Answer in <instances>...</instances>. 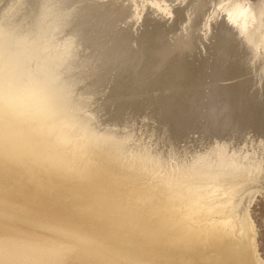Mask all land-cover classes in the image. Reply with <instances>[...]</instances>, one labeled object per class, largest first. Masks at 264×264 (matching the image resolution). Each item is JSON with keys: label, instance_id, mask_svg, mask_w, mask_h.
Listing matches in <instances>:
<instances>
[{"label": "bare ground", "instance_id": "6f19581e", "mask_svg": "<svg viewBox=\"0 0 264 264\" xmlns=\"http://www.w3.org/2000/svg\"><path fill=\"white\" fill-rule=\"evenodd\" d=\"M3 1L0 264H261L242 199L264 186V91L237 84L229 52L250 55L264 75L263 1L144 2L126 52L134 61L98 93L71 85L105 68L82 67L86 50L65 34L73 0ZM116 1L81 7L106 9L111 22ZM150 10L158 14L143 15ZM253 29L259 53H245ZM212 126L235 129L220 139Z\"/></svg>", "mask_w": 264, "mask_h": 264}, {"label": "rangeland", "instance_id": "374dc122", "mask_svg": "<svg viewBox=\"0 0 264 264\" xmlns=\"http://www.w3.org/2000/svg\"><path fill=\"white\" fill-rule=\"evenodd\" d=\"M90 1L91 0H75V1L73 0V2H75V4H77V6L74 9H71V10H69L66 13L68 15L66 20H69L70 26H69V28H68V30L66 31L65 34L66 35L67 34H71V35L73 34L74 39L72 41H70V42H72L74 44V46L78 50H82V49L86 50V51H82L83 56H82V54H80L79 55L80 57L78 58V61L82 63L81 64L82 67H85L87 65L89 66L90 62L91 63L96 62V64H97L98 60H100L99 61L100 65H105V68L103 70H101V67L99 68L98 65H97V68H95V70H93L92 72L89 71V70L86 71V72H85V70L84 71L81 70L80 73L85 72V73H83L84 76L82 75L84 78H81L80 80H78V82L75 81L74 83L71 84L73 87H76V88L78 87V89L79 88L80 89L83 88L84 85H85V88H87L88 86H92L93 85L92 86V88H93L92 90L94 92L98 93V92H104V91H106V89H110L109 87L111 86L110 83L112 82V79L113 80L117 79V76H119V75L122 76L123 75L122 73H124L123 69H125V68L129 69V67L131 65V62L134 61L133 58H135V57H131V55H129L130 53L126 54V52L128 51V49L132 48L131 45H132V43H133V41H134V39L136 37V34H135L136 29H135V27L137 26L136 25V23L138 21L137 17L140 16L138 14V11H141L142 7H144V4H145L144 2H147L149 0H127V1L126 0H117L115 6L111 7V10H112L113 14H116L114 17L117 18V19L114 20L115 19L114 18V19H112L111 22L109 20L106 21V16H107V13H106L107 10L106 9H101V10H104V11H101V10H97L98 8L96 6H90V7L86 6L84 8L81 7V3L83 5H86L87 3L89 4ZM168 1H170V3H173V4L176 5V4L180 3L183 0H168ZM214 1L216 2L215 5L218 6V4L220 3V0H214ZM235 1L240 3V4H243L245 2V0H244V2H243V0H239V1L238 0H230V1H228L227 5L231 6V5H233V2H235ZM254 1H256V0H254ZM262 1L263 2L261 4L263 5L264 4V0H262ZM3 2H4L3 0H0V5L3 4ZM196 2H197V0H196ZM261 4H259V5H261ZM121 5H123V7H120ZM237 8L239 9L241 7H237ZM120 9H121V11H120ZM237 10H234V12L237 13L238 12ZM130 11H131L132 15H130L131 14ZM157 14L158 13L153 12V10L144 11V13H143V15H145L147 17L156 16ZM208 26H209L208 23H204L202 28L207 29ZM70 27H71V30H70ZM72 31H74V32L72 33ZM242 38L243 37H241V40H243ZM259 38H260L259 34L257 33V35H256L255 31L253 29L251 31V33H250V40L251 41H248V42L244 41V43H243L245 45L244 46V49H245L244 52L246 53L247 50H249L251 48L250 50H252V53H253V51L254 52L256 51V53H259V50H257V49L253 50V46H254V48H256L257 45L258 46L260 45L259 44L260 43L259 42ZM121 39H123V40L121 41ZM84 41H85L86 44L84 43ZM248 43H249V45H248ZM64 44H66V42H64ZM251 45H253V46L251 47ZM205 46L207 47V51L211 52L212 51V47H213V41L212 40L210 41V46L207 45V44H205ZM196 47L198 49L197 53L200 52V54L203 55V51H200V50H202V48L199 47V45H196ZM258 48L260 49V46ZM239 50H241V47L239 48ZM262 51H264V49ZM101 53L104 54L106 57H102L103 59L102 58L97 59V56L100 55ZM234 53H236V52H234ZM234 53L232 52V56H231V53L229 52L230 57L232 59V63L234 64V66L236 67L235 69L237 70L235 72L236 73L235 76L239 77L238 78L239 81L237 82V84L243 85L244 88L249 87L248 90L250 92H248V95H250V96L252 95L251 93H253L254 96H256L258 94L260 95L262 90L264 91V83L262 81H260V80H262V78L264 79L263 72L261 71V70H263V66L258 65V67H257V65H256V66L252 67L253 70L255 69V72H254V71L251 70L252 69L251 66L253 64L251 62H253V59L250 57V55L249 56L248 55L245 56L243 53L241 55L237 54V53L234 54ZM107 54L110 55V56H113V57H111V58L107 57L108 56ZM117 58L119 60L121 59L120 62H119V60ZM76 64H77V60H75V63L73 61V65H76ZM255 67H257V68H255ZM91 68L93 69V67H91ZM113 68H115V69H113ZM110 69H112L113 71L110 70ZM135 71H136V69L134 68L133 71H131V72L134 74ZM66 72L69 73L70 72L69 69ZM105 72H107V73H105ZM74 73H75L76 76L77 75H81V74H78L76 71ZM99 73H100V75H99ZM62 75H64V74H62ZM62 75H61V79L63 81H64V79L67 80V75L66 76H62ZM91 76L94 77V78L91 80L92 82L89 81L90 85H88L89 83H87L88 81L86 79H88V77H91ZM99 78L101 80H103L102 83L106 79L109 80V82L105 83V85L101 83L103 86L100 87L99 85H97V87H98L97 88L94 85L97 84L96 81H99ZM120 81H122V79H120L119 82ZM249 82H250V84H249ZM83 83H86L87 85L83 84ZM81 84L83 86H80ZM71 85H70V87H71ZM108 85H109V87H108ZM259 87H260V89H259ZM99 89H101V90H99ZM196 91L197 90H193V93H196ZM106 94H108V93H106ZM180 94L182 95V93H180ZM263 97H264V95L261 96V100L260 101L263 100ZM119 102L120 101L117 100V103L115 105H118ZM99 107H103V105H100ZM93 110H94V108H93ZM95 111H96L95 112L96 114L100 113L96 109H95ZM202 119L205 120L207 123L208 122H210V123L212 122V120L210 119V121H209L208 118H206L205 115H204V117ZM212 127L213 128L216 127L215 130H213L214 131V136H217L220 139L222 137H226V136L227 137H231L230 134L232 132V129H235L234 126H232V127L230 126L229 133L226 132L227 134L223 135V133L225 131H223L222 128H220L219 126H212ZM218 127H219V130L217 129ZM159 128H161V127H159ZM200 128L201 127H199V125H198L197 129L192 130V133H194V134H190V135H194V139L196 138L195 137V135H196L195 131L199 130ZM252 128L248 127L244 131L242 130V133L245 134V136L247 138H249L248 137V136H250L249 133H252V131H253ZM248 129H249V131H247ZM259 136H257L256 139L259 140V141L263 140L262 142H263V145H264V134L263 135H259ZM231 140H234L233 137H232ZM263 149H264V146H263ZM263 176L264 175H260V178H262ZM243 178H245V175L243 176ZM260 184H262V183H258V185H257V183H253L252 185L244 188L247 192H246V197L243 198L242 200H244L245 203L248 202L247 206H249L247 208V214H248L247 217H248L249 221L252 224V229H253L252 232L254 234L253 235L254 253L257 255L256 257L261 262V264H264V186L260 185ZM263 184H264V182H263ZM238 187H240V186L238 185ZM249 194H251V195L254 194L253 195L254 197H252V200L249 198L250 197ZM250 201H251V203H250ZM31 209L32 208H30L29 210H31ZM140 218L138 216V219H140ZM140 226H141V224H140ZM30 234H31V232L25 231L23 233V239L22 240L24 241V239H28ZM43 235L45 237H47V238H52V237L54 238L53 232H51V231L50 232H45ZM64 242L63 241H59L56 244L54 243L55 244L54 248H57V247H63L64 248V247H66ZM234 244H236V241H234ZM237 246L241 247L243 245H237ZM5 258H6V261H8L7 259L10 258V255H7ZM3 264H5V263H3ZM10 264H11V262H10Z\"/></svg>", "mask_w": 264, "mask_h": 264}]
</instances>
